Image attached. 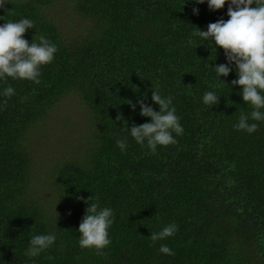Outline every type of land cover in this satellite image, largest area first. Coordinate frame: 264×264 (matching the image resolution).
I'll list each match as a JSON object with an SVG mask.
<instances>
[{
  "label": "trees",
  "instance_id": "trees-1",
  "mask_svg": "<svg viewBox=\"0 0 264 264\" xmlns=\"http://www.w3.org/2000/svg\"><path fill=\"white\" fill-rule=\"evenodd\" d=\"M0 264H264V0H3Z\"/></svg>",
  "mask_w": 264,
  "mask_h": 264
},
{
  "label": "rangeland",
  "instance_id": "rangeland-1",
  "mask_svg": "<svg viewBox=\"0 0 264 264\" xmlns=\"http://www.w3.org/2000/svg\"><path fill=\"white\" fill-rule=\"evenodd\" d=\"M2 1H3V0H0V3H1ZM74 115H75V107H72L71 105H60V106L55 110V113L52 114L51 116H52L53 120H55V121L61 123L60 125H63V128H64L65 124H64L62 121H60V120H61L62 118H64V117H67V118H73ZM51 123H52V126H50L51 129L55 130V131L57 132L58 136L61 138V135H60V129H58V128H57V125H54L53 122H51ZM62 123H63V124H62ZM50 127L48 128L49 130H50ZM46 129H47V125H46V127L44 126L42 129L38 130V131H37V134H40V135H41L42 132H43V131L45 132ZM64 131H65V130H64ZM53 139H55V138H53ZM49 141L52 142L51 139H50ZM57 142H59V141H53L52 143H57ZM41 143H42V144H45L46 141H42ZM48 144H50V143L48 142ZM42 162H43V166H44L45 164H47V161H42ZM43 166H42L40 169H42ZM40 169L37 170V171H34V173H35L36 176H37V175H40V177H43V176L41 175L42 172H41Z\"/></svg>",
  "mask_w": 264,
  "mask_h": 264
}]
</instances>
